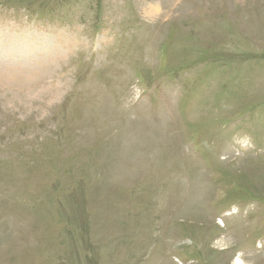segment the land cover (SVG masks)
Here are the masks:
<instances>
[{"label": "rangeland", "instance_id": "374dc122", "mask_svg": "<svg viewBox=\"0 0 264 264\" xmlns=\"http://www.w3.org/2000/svg\"><path fill=\"white\" fill-rule=\"evenodd\" d=\"M237 255L264 264V0H0V264Z\"/></svg>", "mask_w": 264, "mask_h": 264}, {"label": "bare ground", "instance_id": "6f19581e", "mask_svg": "<svg viewBox=\"0 0 264 264\" xmlns=\"http://www.w3.org/2000/svg\"><path fill=\"white\" fill-rule=\"evenodd\" d=\"M235 262L237 263V264H244V260H242L241 258H240V256L239 255H237L236 257H235ZM254 262V261H253Z\"/></svg>", "mask_w": 264, "mask_h": 264}]
</instances>
